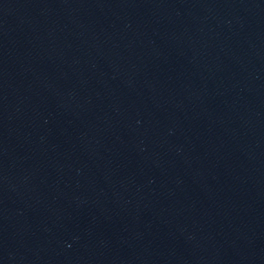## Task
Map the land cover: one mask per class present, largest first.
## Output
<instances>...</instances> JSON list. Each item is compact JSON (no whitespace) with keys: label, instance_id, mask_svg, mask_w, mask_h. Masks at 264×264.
Masks as SVG:
<instances>
[{"label":"water","instance_id":"water-1","mask_svg":"<svg viewBox=\"0 0 264 264\" xmlns=\"http://www.w3.org/2000/svg\"><path fill=\"white\" fill-rule=\"evenodd\" d=\"M0 264H264V0H0Z\"/></svg>","mask_w":264,"mask_h":264}]
</instances>
